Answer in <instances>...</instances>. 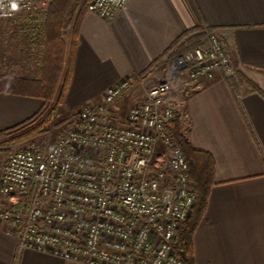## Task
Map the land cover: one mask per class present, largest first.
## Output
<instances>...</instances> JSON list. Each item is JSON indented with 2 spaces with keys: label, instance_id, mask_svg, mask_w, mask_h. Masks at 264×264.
<instances>
[{
  "label": "built area",
  "instance_id": "obj_1",
  "mask_svg": "<svg viewBox=\"0 0 264 264\" xmlns=\"http://www.w3.org/2000/svg\"><path fill=\"white\" fill-rule=\"evenodd\" d=\"M50 0H0V20L44 8ZM127 0H88L103 19ZM18 8H15L16 5ZM229 78L233 64L215 31L151 84L130 107L125 125L112 104L138 81L129 75L88 101L50 147L32 145L10 154L0 177V222L14 228L20 249L49 252L81 264H183L177 232L195 194L186 163L167 134L176 117L167 100L172 79Z\"/></svg>",
  "mask_w": 264,
  "mask_h": 264
},
{
  "label": "crops",
  "instance_id": "obj_2",
  "mask_svg": "<svg viewBox=\"0 0 264 264\" xmlns=\"http://www.w3.org/2000/svg\"><path fill=\"white\" fill-rule=\"evenodd\" d=\"M197 15L223 37L233 68L257 91L247 84L234 91L219 71L212 78L181 73L172 79L166 98L176 107L181 134L214 161L206 208L191 238L193 264H264V0H127L107 20L86 11L62 107L98 101L129 75L138 81L111 110L121 114L141 102L142 84L168 78L171 48L197 26ZM42 103L0 93V131L30 118ZM0 264L81 263L20 249L14 228L0 222Z\"/></svg>",
  "mask_w": 264,
  "mask_h": 264
},
{
  "label": "trees",
  "instance_id": "obj_3",
  "mask_svg": "<svg viewBox=\"0 0 264 264\" xmlns=\"http://www.w3.org/2000/svg\"><path fill=\"white\" fill-rule=\"evenodd\" d=\"M86 6L87 0H82L81 4L78 0H52L45 11L22 14L15 19L22 48L10 63L17 70L15 73L5 71L8 64L0 66V93L37 98L43 103L27 120L0 131V147L44 134L51 119L63 106L71 80L78 24ZM197 19V26L183 33L173 45L168 59L184 55L201 45L204 37L215 31L205 26L198 15ZM67 33L70 38L65 43L63 36ZM3 68L5 70L2 71ZM228 83L234 91L243 84L257 91L256 86L235 69ZM166 131L184 157L188 184L195 194L189 219L177 232V249L183 264H193L191 238L206 208L208 192L213 184L214 161L209 153L190 146L181 134L177 116L167 125Z\"/></svg>",
  "mask_w": 264,
  "mask_h": 264
},
{
  "label": "rangeland",
  "instance_id": "obj_4",
  "mask_svg": "<svg viewBox=\"0 0 264 264\" xmlns=\"http://www.w3.org/2000/svg\"><path fill=\"white\" fill-rule=\"evenodd\" d=\"M51 2L52 0L49 1L46 7L37 9L34 12L45 11ZM81 3H82V0H78V4H81ZM19 15H22V14H18L14 19L0 20V66L3 67L4 64L6 65L8 64L6 70L5 68H3L2 71L5 70L11 73H15L17 70L13 68L10 63L13 60H15L14 57L17 58V54L19 50L22 48V46L19 44L21 43V39H20L21 37L18 31V26L16 24L17 22H15V19ZM178 56L179 55H174L173 57L168 59L165 62L164 67L170 68L178 60ZM164 67L157 70L159 74L163 72ZM160 81H161V78L159 77V78H154V80L152 82L150 81L147 85L142 84V86H140L141 94H143L144 89H147L151 84H155ZM84 104H82V106ZM82 106H80L79 108H81ZM79 108L75 110L67 111L64 107H61L57 115H55V117H53L51 121L49 122V124L47 125V128H46L47 131L44 134L32 137L31 139L26 140V141L16 143L15 145L1 146L0 147V163L4 164L8 156L12 154L13 152L20 150V149L30 147L32 145L45 146V147L52 146L57 140V138L64 133L66 126H67V123H66L67 120L71 119V117L73 116L72 114ZM127 111L128 109L126 108L124 109L123 112H121V114H118L112 111V114H113L112 117L113 118L118 117L119 120L122 121L123 125H125L124 121H125V116H126Z\"/></svg>",
  "mask_w": 264,
  "mask_h": 264
},
{
  "label": "clouds",
  "instance_id": "obj_5",
  "mask_svg": "<svg viewBox=\"0 0 264 264\" xmlns=\"http://www.w3.org/2000/svg\"><path fill=\"white\" fill-rule=\"evenodd\" d=\"M13 4H15V3H13ZM16 5V7L15 8H18V5L17 4H15Z\"/></svg>",
  "mask_w": 264,
  "mask_h": 264
}]
</instances>
